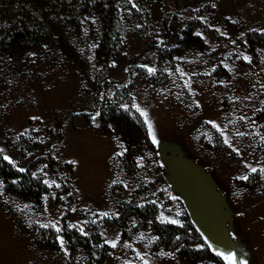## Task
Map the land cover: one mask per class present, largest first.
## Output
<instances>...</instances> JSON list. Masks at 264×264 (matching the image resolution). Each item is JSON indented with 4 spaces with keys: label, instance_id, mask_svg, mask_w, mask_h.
Listing matches in <instances>:
<instances>
[{
    "label": "rangeland",
    "instance_id": "obj_1",
    "mask_svg": "<svg viewBox=\"0 0 264 264\" xmlns=\"http://www.w3.org/2000/svg\"><path fill=\"white\" fill-rule=\"evenodd\" d=\"M140 3L146 25L119 0L122 48L108 76L134 85L127 94L107 85L99 93L109 108L146 113L152 145L132 159L121 134L102 131L95 119L105 74L94 72L96 14L68 25L63 39L51 35L19 54L0 49V148L5 143L19 166L39 157L33 171L47 187L34 199L0 176V264H191L177 249L204 244L213 256L195 264H229V253L235 264H264V41L253 54L246 39L264 33V0ZM187 27L203 46L163 57L148 47L154 39L178 44ZM161 153L188 158L221 193L225 228L215 244L196 241L187 227ZM127 202L152 208L153 217L127 219ZM164 223L181 233L162 242L156 225Z\"/></svg>",
    "mask_w": 264,
    "mask_h": 264
},
{
    "label": "trees",
    "instance_id": "obj_2",
    "mask_svg": "<svg viewBox=\"0 0 264 264\" xmlns=\"http://www.w3.org/2000/svg\"><path fill=\"white\" fill-rule=\"evenodd\" d=\"M125 1L143 25L149 23L148 14L140 0ZM120 8L119 0H0V49L19 54L47 41L51 35H57L63 39L64 31L68 25L71 24L78 28L84 15L96 14L99 21V33L93 48L94 72L100 75L105 74L103 84L94 93L97 111L95 119L102 131L116 130L121 134L125 145L124 155L132 159L133 155L143 146L152 145L141 115L132 108H122L118 104L114 108H109L104 102L102 93L99 96L100 89L104 85L127 94L135 82L134 79L116 82L108 77L111 69L110 61L120 54L122 48ZM246 39L249 50L255 54L253 46L264 41V33L260 34L254 31L248 33ZM190 45L203 46L204 43L199 35L193 34L191 28L187 27L178 44L156 43L154 39L148 47L158 57H163L179 53ZM63 47L71 53V48L66 42H63ZM71 55L73 56V54ZM79 113L85 118L92 115V111L89 110H81ZM2 145L5 148L4 151L0 148V176L4 179H16V185L10 187L15 192L26 197L38 198L47 189L41 178L33 171L40 158L32 159L29 166H19L15 163V157L8 152L5 143L2 142ZM4 157H8V159H4ZM125 204L122 211L129 220L135 218L139 221H146L149 216L153 217L152 208L142 207L136 202ZM156 226L162 242L169 241L182 231L178 225L171 223ZM187 227L197 238L196 241L201 242L202 235L194 225L187 224ZM75 235L82 239L77 233ZM69 247L73 252L75 244L71 243ZM176 252L191 264H195L202 257L213 256V252L208 250L206 244L203 247L198 245L187 248L180 247ZM219 264H222L220 260Z\"/></svg>",
    "mask_w": 264,
    "mask_h": 264
},
{
    "label": "water",
    "instance_id": "obj_3",
    "mask_svg": "<svg viewBox=\"0 0 264 264\" xmlns=\"http://www.w3.org/2000/svg\"><path fill=\"white\" fill-rule=\"evenodd\" d=\"M165 178L181 196L190 220L198 232L215 244L225 228L223 198L210 176L182 155L161 153Z\"/></svg>",
    "mask_w": 264,
    "mask_h": 264
},
{
    "label": "snow or ice",
    "instance_id": "obj_4",
    "mask_svg": "<svg viewBox=\"0 0 264 264\" xmlns=\"http://www.w3.org/2000/svg\"><path fill=\"white\" fill-rule=\"evenodd\" d=\"M245 59H247V57H245ZM153 71L152 69H149V72ZM134 107H137V110L139 111L140 109L138 108V106L136 105H133ZM141 115H145L146 116V113L141 111ZM147 122V121H146ZM149 131H150V134H151V125L149 124ZM153 142L155 143V136L153 135ZM226 144L229 143V141L227 139H225L224 141ZM4 159H8V157H4ZM252 172H256L257 169L256 168H252L251 169ZM262 172H264V169H261ZM243 179H247V177H242ZM104 215H107V213H105ZM172 223H176L175 220L172 221ZM48 225H45V227H47ZM57 231H59V229H57ZM81 231H83V229H81ZM113 247H115V242L113 241ZM61 244H63V241L61 240ZM220 255H223L222 253H218ZM226 260L229 261V264H235V257H234V254L232 253H229L226 257H225ZM240 264H246L245 261L241 260L240 261Z\"/></svg>",
    "mask_w": 264,
    "mask_h": 264
}]
</instances>
